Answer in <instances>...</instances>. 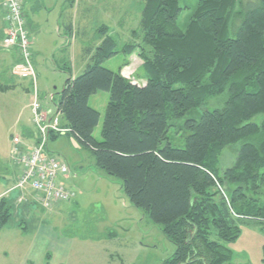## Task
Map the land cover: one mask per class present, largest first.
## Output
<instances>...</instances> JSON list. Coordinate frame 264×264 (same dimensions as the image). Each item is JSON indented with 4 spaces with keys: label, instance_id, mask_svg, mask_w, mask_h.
<instances>
[{
    "label": "trees",
    "instance_id": "trees-1",
    "mask_svg": "<svg viewBox=\"0 0 264 264\" xmlns=\"http://www.w3.org/2000/svg\"><path fill=\"white\" fill-rule=\"evenodd\" d=\"M183 8L180 0H144L141 36L119 50L100 26L103 39L65 80L55 111L64 134L89 148L96 167L119 179L129 203L174 245L163 264H231L226 243L239 222L264 223V0H198L181 29ZM118 52L137 54L143 82L121 73L126 61L116 71L102 66ZM9 87L0 79V89ZM98 91L108 93L101 140L92 135L99 113L88 104ZM237 143L233 163L220 167L223 150ZM11 209L0 197V227Z\"/></svg>",
    "mask_w": 264,
    "mask_h": 264
},
{
    "label": "rangeland",
    "instance_id": "rangeland-1",
    "mask_svg": "<svg viewBox=\"0 0 264 264\" xmlns=\"http://www.w3.org/2000/svg\"><path fill=\"white\" fill-rule=\"evenodd\" d=\"M143 1L36 0L34 9H29V18L38 27L30 40L36 57L37 93L43 110L55 108L68 76H77L90 62L95 47L103 39L98 32L100 26H107V34L116 41L118 50L126 42L139 40ZM249 1L253 0H242V3ZM197 2L180 0L184 8L177 18L179 28H185ZM59 12H62L61 16ZM70 23L71 31L67 29ZM133 30L134 38L131 36ZM125 61L127 64L121 73L143 82L142 61L136 53L125 57L118 52L102 66L116 71ZM12 81L8 89H0V195L5 193L4 197L12 206L8 222L0 227V264H44L49 244L33 238L41 227L65 241L61 264H163L174 251V245L162 234L159 226L129 203L121 181L97 168L89 148L69 132L49 137L45 152L68 164L69 172L61 182L74 192L71 202L44 209L38 202L30 201L27 207H23L26 203L19 201V190L6 193L16 181L18 165L14 148L18 151L30 148L38 138L31 121L30 81L15 76ZM107 101L106 91H98L88 99L89 106L99 113L92 133L96 140H101ZM211 101L206 106L210 110L214 108ZM263 118L264 114L258 117L259 120ZM27 130L31 137H28ZM14 137L20 140L18 146L12 141ZM238 147L239 143L223 150L220 167L233 163ZM238 227V237L226 243L232 252L230 263L264 264V223L247 219L240 221ZM49 251L54 257L53 251ZM56 255L60 256L59 253Z\"/></svg>",
    "mask_w": 264,
    "mask_h": 264
},
{
    "label": "built area",
    "instance_id": "built-area-1",
    "mask_svg": "<svg viewBox=\"0 0 264 264\" xmlns=\"http://www.w3.org/2000/svg\"><path fill=\"white\" fill-rule=\"evenodd\" d=\"M27 0H0V11L5 21L4 35L1 47L5 51L15 49L18 60L11 68V74L17 78H27L32 88V101L30 103L31 121L33 122L38 138L34 146L22 151L14 148L15 162L20 167V174L15 184L6 191L29 189L33 192L34 201L48 209L55 203L70 202L74 192L67 189L61 182L67 177L69 166L56 158L46 154L45 149L49 140V133L64 134L67 129L59 124V114L54 110H43L37 93V75L33 64L30 36L25 27L22 6ZM15 146L20 140L12 138ZM5 193L1 194L4 195Z\"/></svg>",
    "mask_w": 264,
    "mask_h": 264
},
{
    "label": "crops",
    "instance_id": "crops-1",
    "mask_svg": "<svg viewBox=\"0 0 264 264\" xmlns=\"http://www.w3.org/2000/svg\"><path fill=\"white\" fill-rule=\"evenodd\" d=\"M35 3H36V0H27L22 6V13H23V17L25 20V27L27 29L29 36H30V39H31L32 32L35 31L38 27L29 18V9L30 10L34 9ZM62 9H63V5L60 7V11H62ZM61 14H62V12L61 13L59 12L60 16H61ZM60 16L58 17L57 25L59 23ZM5 25L6 24L4 21L3 12L0 11V79L2 81H6L7 85L11 86L13 84V81H12L13 76L11 75L12 76L11 77L8 73L11 74V68H12L13 64L18 60V54H17V51L15 49H12L10 51H5L1 47V40H2V37L4 35ZM70 26H71V23H70ZM31 44H32V42H31ZM31 49H32V55H33V64L35 67V58L36 57L34 56L33 48H31ZM54 109H52V110H54ZM49 110H51V109H47L46 111H49ZM58 119L60 122V115L58 116ZM26 132L28 134V137H31V134L28 132V130ZM19 174H20V167L18 165L17 170L15 172V178L16 179L18 178ZM18 195H20V194H18ZM1 197H4V195H2ZM23 197H25L26 199H23ZM21 200H22V202L24 201V203H26L23 205V207H27V203H30V201H34L33 192L29 189L25 190L24 192H21V195L19 196V201H21ZM59 204H61V202L55 203V205H59ZM33 238H35V240L48 242V244H49L48 249L52 250L54 253V257H52V253L49 250L45 253L44 264H45V258H46L47 253H49V255H50L48 264H51V262H54L55 264H61V262H62L61 260L63 258V245L65 244L64 240L57 239L56 236L54 237L51 230L45 229L42 227L34 233ZM57 253L60 254L59 257L56 255Z\"/></svg>",
    "mask_w": 264,
    "mask_h": 264
}]
</instances>
